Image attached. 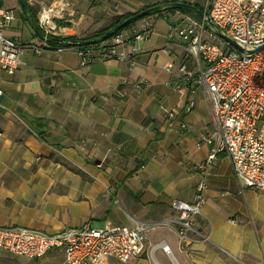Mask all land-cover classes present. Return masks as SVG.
Segmentation results:
<instances>
[{
    "label": "crops",
    "instance_id": "0c3cea01",
    "mask_svg": "<svg viewBox=\"0 0 264 264\" xmlns=\"http://www.w3.org/2000/svg\"><path fill=\"white\" fill-rule=\"evenodd\" d=\"M170 1L25 0L35 18L42 7L61 5L58 22L76 36L107 26L113 7L121 15ZM1 2L14 14L4 36L27 48L13 73L0 69V226L56 233L88 220L142 221L150 226L145 251L128 264H264V189L242 188L224 155L206 177L193 222L206 239L196 237L190 251L179 248L170 203L192 199L195 166L211 149L202 137H214L218 127L204 86L175 87L184 50L168 38L173 11L147 16L152 31L134 53L81 65L73 48L34 52L39 33L19 0ZM0 264L65 263L55 250L28 258L0 249Z\"/></svg>",
    "mask_w": 264,
    "mask_h": 264
},
{
    "label": "built area",
    "instance_id": "2783aa9c",
    "mask_svg": "<svg viewBox=\"0 0 264 264\" xmlns=\"http://www.w3.org/2000/svg\"><path fill=\"white\" fill-rule=\"evenodd\" d=\"M115 8L110 11L117 16ZM61 11V5H50L37 12L38 29L30 24L31 30L39 33L38 41L31 44L34 52L41 53L52 46L57 50L73 48L81 65L96 58L123 59L137 51L138 41L148 39L152 31L151 21L144 17L140 25L133 23L96 43L62 46L63 38L70 34L58 22L62 19ZM200 11L202 17L174 10L176 18L168 32V38L177 41L184 50L175 87L204 86L218 127L214 137H202L204 143L211 144V149L207 158L195 166L200 178L192 199H173L170 203L178 212L175 231L179 248L187 251L192 249L196 237L206 239L194 229L193 222L201 214L206 177L219 155L230 159L242 188L264 189V47L251 52L240 50L216 34L205 21L208 16L245 48L262 44L264 0H204ZM13 16L12 10L5 8L0 0V69L8 73L24 63L27 48L20 39L3 34ZM125 45L129 46V51L121 50ZM183 82L187 85L180 86ZM193 105L194 101L189 100L186 110ZM172 113L165 110L168 116ZM149 227L142 221L127 226L111 220H105L102 227H95L88 220L76 229L66 228L56 233L18 225L0 226V249L28 258H40L55 250L63 256L65 264H128L144 253ZM163 250L169 253L165 244Z\"/></svg>",
    "mask_w": 264,
    "mask_h": 264
},
{
    "label": "water",
    "instance_id": "95a60500",
    "mask_svg": "<svg viewBox=\"0 0 264 264\" xmlns=\"http://www.w3.org/2000/svg\"><path fill=\"white\" fill-rule=\"evenodd\" d=\"M19 4L20 7L22 9V12L25 14V16L27 18L28 17V13L26 11V2L25 0H19ZM164 5H168L171 7H175V8H184V9H189L194 11L198 16L202 17L203 13L200 11V9H198L195 5L189 3V2H185V1H170L166 4L160 3V4H156V5H152L149 7H146L136 13H134L132 16H130L129 18H127L126 20H124L123 22L117 24L116 26H114L113 28L109 29L105 34H103L102 36H99L97 38H94L92 40L89 41V44L91 43H96L98 41L104 40L109 38L110 36L113 35V33L119 29H122L124 26L135 22L138 18L144 17V16H149L152 15L153 13L158 12ZM205 21L207 23V25L218 35H220L221 37H223L226 41H228L230 44H232L233 46H235L236 48L240 49V50H245L247 52H251V51H255L258 49H261L264 47V42L262 44L259 45H254L250 48H245L244 46L240 45L239 43H237L236 41H234L233 39H231L227 34H225L221 29H219L212 21L211 19L207 16L205 17Z\"/></svg>",
    "mask_w": 264,
    "mask_h": 264
},
{
    "label": "trees",
    "instance_id": "16d2710c",
    "mask_svg": "<svg viewBox=\"0 0 264 264\" xmlns=\"http://www.w3.org/2000/svg\"><path fill=\"white\" fill-rule=\"evenodd\" d=\"M174 1H177V0H174ZM166 3H168V2H163V4H166ZM192 4L195 5L198 9L201 10V6H199L198 4H196L194 2ZM174 10H180V11L188 12V13L194 15L195 17H198V15L194 11H192V10L184 9V8H175V7H171V6H168V5H164L158 12L153 13L152 16L159 15L162 11L172 12ZM27 13H28V17H29L28 18V21L37 30L38 28H37L36 19H35L34 14L32 12H29V11H27ZM133 14L134 13H128V14H121V15L114 16V17H112L110 23L107 26L102 27V28L96 30L91 35H85V36H76V35H73V34L72 35H68V36H66V37L63 38V43L61 45L62 46H69L70 44H72V45L79 44V45H82V46H87V45H89V41L90 40H92L94 38H97L99 36H102L109 29H111L114 26H116L117 24L123 22L124 20H126L127 18H129L130 16H132ZM149 16H151V15H149ZM144 17H147V16H144ZM144 17L138 18L136 21H138V20H140V19H142ZM135 22H133V23H135ZM133 23H130V24L124 26L123 28H126L127 26H129V25H131ZM61 25L64 26V27H66L67 24H62L61 23ZM119 30H121V29H119ZM119 30L115 31L114 33L118 32ZM52 47H55V46H52ZM36 121H40L39 124L41 123V120L40 119H36ZM35 132L38 135V137H40V138L42 137V133L43 132H41L40 129H35Z\"/></svg>",
    "mask_w": 264,
    "mask_h": 264
},
{
    "label": "rangeland",
    "instance_id": "374dc122",
    "mask_svg": "<svg viewBox=\"0 0 264 264\" xmlns=\"http://www.w3.org/2000/svg\"><path fill=\"white\" fill-rule=\"evenodd\" d=\"M138 21H136L135 23H137ZM69 32V31H68ZM86 32V31H85ZM87 34H88V32H87ZM102 223L101 224H95V227H102Z\"/></svg>",
    "mask_w": 264,
    "mask_h": 264
}]
</instances>
